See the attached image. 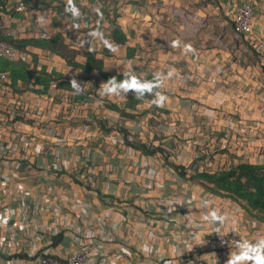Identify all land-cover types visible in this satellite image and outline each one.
I'll use <instances>...</instances> for the list:
<instances>
[{
  "label": "crops",
  "instance_id": "crops-1",
  "mask_svg": "<svg viewBox=\"0 0 264 264\" xmlns=\"http://www.w3.org/2000/svg\"><path fill=\"white\" fill-rule=\"evenodd\" d=\"M241 1L126 0L118 4L109 0L92 11L89 0H23L24 9L16 11L17 0H0V16L6 18L10 10L8 23L16 33L12 39L60 35L62 52L74 51L73 59L79 63L84 61L83 46L94 50L103 62L101 73L93 70L97 91L112 76L129 70L137 77L160 80L153 100L138 98L137 112L122 118L118 110L106 106L103 111L94 109L92 97L85 107L62 106L60 98L69 93L56 82H50L45 92H35L20 81L13 85L11 72L2 70L13 92H0V235L2 230L7 235L6 245L0 244V264L18 245L25 252L31 239L28 222L17 219L22 204L43 202L38 195L48 185L53 186V196L61 192L80 199L88 196L83 176H91L89 167L97 179L91 185L120 201L96 210L95 222L104 221L113 239L125 244L124 259L131 264H227L230 253L237 251L236 242L264 238V224L245 211H234L231 199L209 197L197 183L167 172L160 155L144 154L138 148L140 143L162 146L188 167V173L240 163L264 164V0H249L251 34L239 38L233 17ZM71 5L78 15H73ZM115 37L124 42L117 43ZM20 50L29 54L28 61L16 63L33 75L45 71L77 83L87 77L88 73L48 49ZM27 87L43 88L34 79ZM156 93L166 97L162 104L154 102ZM130 95L121 90L119 95H105V100L126 111ZM17 104L39 112L41 125L19 117V122L15 118L5 124L7 108ZM71 107L79 112L74 118ZM95 112L123 130L116 126L104 130ZM87 121L88 129L82 131L80 125ZM119 136L125 144L118 143ZM21 138L29 143L20 141L17 151L4 155L3 148ZM56 145L62 148L56 155H65V167L51 173L48 181L36 182L38 167ZM202 155L211 159L204 161ZM17 162L19 172L14 171ZM157 195L165 198L167 214L164 208H151ZM66 209L73 210V204ZM6 210L17 215L7 217ZM212 213L222 219H214ZM119 218L124 223L115 225ZM136 229L145 232L140 239H133ZM150 231L158 234L146 242ZM88 241L92 245L98 240L94 235ZM66 242L64 238L62 244ZM41 245L49 249L47 242L41 240ZM151 248L157 253H150ZM106 249L115 252L113 247ZM69 250L67 246L57 253ZM115 260L109 255L95 264H117Z\"/></svg>",
  "mask_w": 264,
  "mask_h": 264
},
{
  "label": "built area",
  "instance_id": "built-area-1",
  "mask_svg": "<svg viewBox=\"0 0 264 264\" xmlns=\"http://www.w3.org/2000/svg\"><path fill=\"white\" fill-rule=\"evenodd\" d=\"M90 1V9L92 11L100 8L104 5V2L109 0H89ZM126 0H116L118 4H122ZM24 9L23 0H17V4L15 5L16 11H22ZM7 16H0V38L9 37L14 38L16 33L9 26L8 17H10V10L7 11ZM252 21H253V7L249 0H243L239 3L237 7V11L233 17L234 29L237 37L248 36L251 34L252 29ZM29 55V54H28ZM28 55L26 52L16 48L5 40L0 39V58L6 61H17L21 59L22 61H28ZM88 78L83 79L80 86L81 89L90 92V97L94 99V109L98 111H103L104 106H106L105 95H101L99 91H97L95 86V77L96 74L94 71H90L87 74ZM0 92L11 95L13 90L10 87L9 76L7 72L0 70ZM142 99V97H139ZM72 94L63 95L60 98V104L64 105H73V106H86V103H72ZM73 112V118L76 117L79 112L77 108L71 107ZM68 109L66 106L64 111ZM37 113V114H36ZM40 113H34V110H29V107L25 108L22 104H17L14 106H9L3 115V120L7 124L10 120L15 119V122H19V118H27L30 120V124H35L36 126L41 125L42 120L38 117ZM95 115L98 119L102 120L106 123V126L114 127L116 124L113 120H110L108 117L103 114L102 116L95 112ZM19 117V118H18ZM13 124V123H10ZM88 124L84 123L80 125V129L82 131H86L88 129ZM72 129H76L72 127ZM120 137V136H119ZM20 141H26V139H19L18 141L13 142L10 145L5 146L3 151H5L4 155L9 154L11 152H15L19 149ZM118 143L125 144L126 141L122 139V137L117 140ZM60 144V143H57ZM62 148L60 145H56L54 149L51 151L52 155H48L50 158L44 162L41 166L38 167V177H36V182H46L48 181V177L53 172H58L57 170H61V167H65V155H56L57 151H60ZM172 156V155H171ZM63 162V163H62ZM165 168L167 172H173L174 176L177 178H181L178 173L169 169L166 165ZM21 168V163L17 162L14 171L19 172ZM91 176L85 177L83 176L85 191H87V195L80 199L76 195L70 196L66 192H61L55 194L53 196V186L48 185L46 188H43L41 193L38 195L39 198L43 200L41 203H23L20 212L18 213L17 219L21 222H28V225L31 227L32 234L29 243H27V249L24 252V248H21L19 245L14 247L13 252L9 253V255L5 256L2 264H95L98 259H102L105 257H109V255L113 256L116 260L117 264H131L129 261L125 260L124 256V248L125 244L119 239L114 240L110 230L107 229L106 223L100 222L96 223L95 211L103 209V207L107 204L110 206L119 205L120 201L107 197L101 193L99 189L91 185V182H95L97 180L94 177L93 168L89 167ZM12 176V175H11ZM149 178V177H148ZM152 180V179H151ZM92 187V188H90ZM152 187V186H151ZM154 187V184H153ZM156 187L159 186L156 183ZM90 188V189H89ZM209 197L218 198L221 196H217L209 193ZM76 196V197H75ZM149 202V201H148ZM151 202V201H150ZM73 204V210H67V204ZM165 198L157 195L156 199L152 201L151 208L152 209H163L165 214L168 213V209H166ZM232 207L234 211L241 213L243 210L240 206L232 201ZM66 210V211H65ZM5 215L7 217H14L17 215L13 210H6ZM3 216V215H2ZM6 218L2 220V225L6 224ZM119 223H124L121 218L119 221L116 220L115 225ZM8 230V229H6ZM86 230V231H85ZM145 232L138 229L134 230L133 239H140ZM158 233L150 231L146 234L145 241L150 242L155 239ZM96 235L97 243L89 245V239ZM6 233H2L0 235V244L6 245L7 241ZM66 238L68 243L64 246L62 244L63 239ZM41 240L47 245L49 249H42ZM68 246L70 249L67 253L61 252L57 253V250L64 249ZM106 246L113 247L115 252L113 253V249H106ZM201 246V243L199 244ZM90 247V249L88 248ZM237 249V248H236ZM238 250V249H237ZM158 249H150V253H157ZM24 253V256H22ZM149 253V252H148ZM2 254V252H1ZM198 252L195 250L194 255H197ZM11 257V258H10ZM251 264V263H250Z\"/></svg>",
  "mask_w": 264,
  "mask_h": 264
},
{
  "label": "trees",
  "instance_id": "trees-1",
  "mask_svg": "<svg viewBox=\"0 0 264 264\" xmlns=\"http://www.w3.org/2000/svg\"><path fill=\"white\" fill-rule=\"evenodd\" d=\"M2 40L7 41L11 45L24 49L27 46H33L40 49H48L49 51L58 54L64 58L65 62L68 65H71L76 68H80L85 73L90 71H97L101 73L103 68L102 60L97 56V53L94 50L88 49L87 46H83L84 51V61L76 62L73 59L74 51L63 53L64 51L60 35H54L49 38H23V39H12L9 37H2ZM117 43L122 44L124 42L123 38H116ZM21 60V59H19ZM6 61L0 58V70H9L11 72L13 85L18 84L19 81L24 84L25 89L33 90L35 92H45L48 89L50 82L54 81L59 88L67 90L68 93L72 94V100L78 103H86L90 101V92L81 89L78 93L75 89L70 86L71 80L63 79V76L46 73L45 71L37 72L36 75L32 74L33 71L25 68L21 61ZM117 81L124 79V75H114ZM111 77V78H112ZM85 77L84 79H87ZM140 80L153 81L154 84H158L157 87H153L151 92L145 91L144 94L138 95L133 90H127L128 94L131 95L128 97L124 109H120L115 104L106 103V107L111 109L118 110L122 118H132L133 113L137 112L136 104L139 97H145L148 100H153L154 93L157 88L160 86V80L153 77L147 76L145 78L137 77ZM34 79L35 82L43 86L42 89H30L27 87V84ZM83 80V79H82ZM79 81L78 84H81ZM99 124L104 128V130H109L112 127L106 126V123L101 119L98 120ZM90 121H87L89 125ZM117 129L123 130L122 125L116 124ZM138 148L144 154H158L160 159L169 169L178 173V175L185 179L190 180L194 183H197L199 186L203 187L206 191L211 194L229 198L239 204L247 214H249L255 220L262 222L264 224V164L256 165L249 163H240L237 165L231 166H222L218 167L215 171L200 169L193 170V173H188V167L175 161V157L171 154L168 149L163 148L162 146H151L140 143ZM227 152L228 149L226 148ZM214 152H221L214 149ZM172 155V156H171ZM202 160H210L211 157L206 158L202 155L200 157Z\"/></svg>",
  "mask_w": 264,
  "mask_h": 264
},
{
  "label": "clouds",
  "instance_id": "clouds-1",
  "mask_svg": "<svg viewBox=\"0 0 264 264\" xmlns=\"http://www.w3.org/2000/svg\"><path fill=\"white\" fill-rule=\"evenodd\" d=\"M70 10L73 15L79 14V10L74 5H71ZM92 35H100V33L94 32ZM124 77L125 78L120 81L112 77L108 79L107 82L102 83L100 85V94L119 95L121 90L125 92L127 90H133L135 93L142 96L145 91L151 92L153 87L158 86V84H154L153 81L140 80L131 70L125 73ZM70 86L75 89L77 93L81 90L80 84H78L75 79L71 80ZM165 100L166 97L162 93H156L155 103L162 104ZM241 209L243 210V208ZM212 216L214 219H222L221 217H217L215 213H212ZM236 248L238 249L237 251L230 253L227 264H245L247 261H251V264H264V238L257 239L255 243L248 240L238 241L236 242Z\"/></svg>",
  "mask_w": 264,
  "mask_h": 264
}]
</instances>
